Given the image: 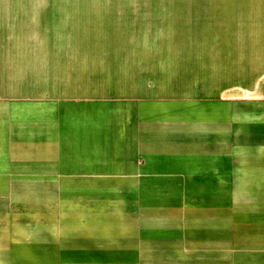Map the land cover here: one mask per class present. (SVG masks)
Returning <instances> with one entry per match:
<instances>
[{
  "label": "crops",
  "instance_id": "1",
  "mask_svg": "<svg viewBox=\"0 0 264 264\" xmlns=\"http://www.w3.org/2000/svg\"><path fill=\"white\" fill-rule=\"evenodd\" d=\"M0 264H264V0H0Z\"/></svg>",
  "mask_w": 264,
  "mask_h": 264
},
{
  "label": "rangeland",
  "instance_id": "2",
  "mask_svg": "<svg viewBox=\"0 0 264 264\" xmlns=\"http://www.w3.org/2000/svg\"><path fill=\"white\" fill-rule=\"evenodd\" d=\"M124 58H110V57H96V58H87L88 72L94 75L95 70L98 74L105 75L110 72L112 69L121 70L124 66ZM120 60V62H119Z\"/></svg>",
  "mask_w": 264,
  "mask_h": 264
}]
</instances>
